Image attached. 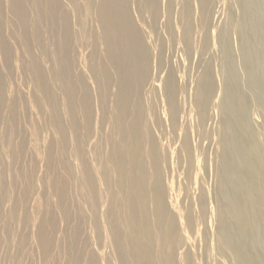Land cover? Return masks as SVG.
<instances>
[{"label": "rangeland", "instance_id": "obj_1", "mask_svg": "<svg viewBox=\"0 0 264 264\" xmlns=\"http://www.w3.org/2000/svg\"><path fill=\"white\" fill-rule=\"evenodd\" d=\"M153 1L146 47L124 55L119 30L139 16L123 0H0V264H239L223 238L252 240L262 204L222 178L231 140L213 75L236 47L234 0ZM131 69L149 80L118 117ZM239 89L259 178L264 118Z\"/></svg>", "mask_w": 264, "mask_h": 264}, {"label": "bare ground", "instance_id": "obj_2", "mask_svg": "<svg viewBox=\"0 0 264 264\" xmlns=\"http://www.w3.org/2000/svg\"><path fill=\"white\" fill-rule=\"evenodd\" d=\"M123 2L133 6L131 10L133 16H139V24L129 23L125 26L123 25L117 36L118 40H123L126 44L122 51L124 55H130L134 45L137 49L141 50L146 47V38L142 30V25L145 22L143 14L149 11L154 1L145 0V7L143 9L136 8L135 0H123ZM182 3L186 8L189 5V0H182ZM114 17L118 22H122L124 21V12L118 10L114 14ZM230 17L236 47L234 51H232L231 47H226L227 49L220 56L222 61L217 67L218 71L213 75V83H218L219 89L224 88L225 92L218 122L220 121L222 126L223 137H230L231 140L225 156V162L231 172L229 174L225 172L222 178L226 181L228 179L231 182V186L237 184L244 188H247L248 185L253 187V192L249 195H246L244 192L243 197L253 201L258 199L262 207L259 210L250 209L247 213V218L252 220L255 226L252 240H248L244 232L239 230L240 237L236 244L231 241L230 236L232 235L227 233L225 227H221L220 231L222 234L227 233L223 238L224 243L232 252V255H234V251L239 254L240 260L234 255L239 264H264V158L259 153L260 173L258 178L256 171H254L256 164L249 160L247 147H242L244 139L237 133L240 124H245L248 114L247 98H244L240 94V87L245 88L250 94V99L255 102L257 110L264 118V0H234ZM99 25L97 27L99 33L101 31H105L106 35L111 33L108 26L103 28V23H99ZM224 33L222 31L221 34L225 36ZM205 39L207 38L205 37ZM225 41H227L226 37ZM235 53L239 56L237 61L240 65V70H238V64L234 60ZM134 75V69L125 74L127 86L124 90L119 89L118 98L120 103L119 105H114L117 110L115 116H118L121 102L128 99L127 92L135 87V83L137 86L139 82L142 83L149 80L144 76H140L135 82ZM202 101L198 97V102L202 103ZM124 127L127 131L129 130L130 135L131 126L126 125ZM234 162H238L240 169L235 168ZM256 182L258 184H255ZM225 197L234 199L229 189ZM228 211L234 217L232 209L228 208Z\"/></svg>", "mask_w": 264, "mask_h": 264}]
</instances>
